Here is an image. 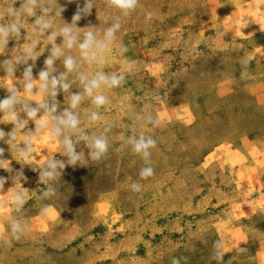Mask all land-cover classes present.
Wrapping results in <instances>:
<instances>
[{
	"label": "rangeland",
	"instance_id": "rangeland-1",
	"mask_svg": "<svg viewBox=\"0 0 264 264\" xmlns=\"http://www.w3.org/2000/svg\"><path fill=\"white\" fill-rule=\"evenodd\" d=\"M85 2L79 0L81 6ZM91 2V15L76 23L78 40L89 27L103 40L117 17L121 28L102 54L106 59L102 66L83 62L78 46L64 49L79 69L67 77L69 90L55 98V115L68 108L73 93L83 92L78 72L89 78L96 71L120 75L125 58L136 62L133 72L125 74L121 86L97 90L108 97L103 108H96L85 95L72 110L81 121L78 129L62 131L56 153L43 162L32 163L30 155L28 162L23 161L15 149L5 152L10 171L0 169V175L14 181V190H21L25 203L19 209L13 203L14 213L3 231L11 243L0 242V264H173L174 259L179 264H264V83L257 82L264 80V53L255 50L261 39L233 41L224 31L223 10L214 0H139L127 17L107 0ZM60 5H66V10L55 16ZM12 6L18 7V0H0L3 12ZM76 6V0H40L37 15H45V7L51 9L53 28L43 36L33 33L35 17L25 15L22 39L10 40L0 60L38 39L37 59L29 60L35 78L50 54L48 33L70 25ZM147 12L152 13L151 20L146 19ZM0 22L7 24L10 19ZM62 41L57 36L56 44ZM123 46L129 50L123 52ZM63 58L56 60L53 75L65 71ZM242 61L247 62L246 68ZM3 76L0 71V79ZM5 95L0 89V98ZM94 111L100 113V121L88 119ZM149 113L163 123L147 124L143 117ZM30 125L34 126L31 121ZM0 127L7 132L12 125L0 122ZM141 133L157 141L150 150L154 175L147 179H141L139 172L148 165L128 143V137ZM81 134L89 139L106 137V157L92 161L88 141L80 139ZM24 135L18 131L14 143L20 144ZM65 136L74 142L81 163L64 169L57 166L54 171L59 175L41 182L48 161L67 162ZM247 143L252 146L244 154L240 148ZM246 157L253 165L248 178L239 180L233 167ZM132 183H139L141 191L132 190ZM49 188L55 194L45 196ZM7 192L4 185L1 203L12 202L13 192ZM245 202L253 203V212L239 219L236 216L245 210L240 204ZM47 205L59 211V222L30 237L29 219ZM12 222L20 223L26 232L18 241L9 233ZM217 240L224 241L222 261L215 259Z\"/></svg>",
	"mask_w": 264,
	"mask_h": 264
},
{
	"label": "clouds",
	"instance_id": "clouds-1",
	"mask_svg": "<svg viewBox=\"0 0 264 264\" xmlns=\"http://www.w3.org/2000/svg\"><path fill=\"white\" fill-rule=\"evenodd\" d=\"M19 6H12L7 9V12L0 10V21H3L6 17L10 19V22L5 24L0 22V56H3L5 50L8 49L9 41H19L22 39V18L26 15L28 17H35L33 21V33L38 31L39 35L43 36L46 30L53 28V18L51 17L52 10L45 7L42 12L48 15L49 18L45 19V15H37V6L40 0H18ZM109 6L118 9L123 16L127 17L132 11H134L139 0H107ZM76 9L71 17V24H65L59 27L57 30H53L48 33L47 40L52 45L50 54L44 59V67L39 70L36 77L33 76V65L29 63V60L35 61L37 59L36 49L40 44L38 39L31 40L30 43L24 44L19 53L9 58L0 60V71L4 73L2 79H0V89L6 92L3 98H0V122H4L12 125L10 131H5L0 127V145H8L5 148L0 146V169L10 171L9 164L4 158L6 151L15 149L19 153V158L23 161L29 159V155L32 150V138L42 133L49 124L51 125L48 131V137L51 140H56L64 130L76 131L81 121L78 115L72 110L77 109L85 95L91 98V103L96 108H103L108 104V97L103 92L97 90L102 87L106 89L117 88L122 85L126 80L125 74L133 72L135 61L129 58L123 60V74L107 75L103 71H96L91 78L84 73L78 72L79 82L83 85V92L73 93L68 98V108H65L63 113L55 115L57 112L58 104L55 102V98L63 91L67 92L71 87L67 77L73 71L79 69V64L72 55H64V49H72L74 46H78L80 57L82 61L92 65H104L106 59L103 57V53L107 52L109 45L114 41L116 32L121 28L119 17L117 22L113 23L104 32V39L98 40L92 28L89 27L83 32V39H77L76 23L83 18L89 17L93 8L91 0H87L80 5L79 0H76ZM66 10V5H60L55 8V16H60ZM152 13H146V19L151 20ZM87 23L91 25L92 21L88 20ZM38 26V28H37ZM262 31L264 29L261 28ZM57 36H62V45L56 44ZM129 49L127 46H123L122 51L127 52ZM63 58L64 72L58 75H53L55 71L54 64L56 60ZM241 66L246 68L247 62L242 61ZM23 65L20 77H17V71L20 70V66ZM21 86L23 94L20 91ZM24 99H21V96ZM50 97L51 100L45 99ZM41 110L43 112L41 113ZM23 113V115H21ZM88 119L92 122L100 121L102 119L99 112H92ZM144 121L152 125L153 127L160 126L163 121L157 116L149 113L143 117ZM34 124V128H29V122ZM25 132L24 138L20 144H15L17 140V132ZM80 139L88 141L87 147L90 149L89 156L92 161H100L104 159L109 150V144L103 135L93 137L89 139L86 134H81ZM63 146L65 153L68 157L67 162L61 160L48 161L46 170H43L40 174V181L47 183L48 180L54 179L59 175V172L54 171L57 166L64 169L68 166H76L81 163V155L77 152L74 142L67 136L64 137ZM128 143L131 145V150L145 160L148 166L142 167L139 176L141 179H147L154 175V169L150 166L151 149L155 148L157 141L151 136L145 137L141 133L138 137H128ZM52 169V170H47ZM35 171L36 169H32ZM23 175V170H21ZM7 177L0 175V190H3ZM141 185L139 183H132V190L141 191ZM55 190L49 188L44 195H54ZM12 201L19 209L25 203L23 195L18 189L13 190ZM3 208V203H0V210ZM48 207L42 209V215L47 216ZM10 236L15 240H20L22 235L26 232L21 227L20 223L12 222L10 225ZM0 242L10 244L9 240L3 234H0ZM216 249L215 259L222 261L225 255L224 241L217 240L214 244ZM243 251L244 248H240ZM173 264H179V261L174 259Z\"/></svg>",
	"mask_w": 264,
	"mask_h": 264
},
{
	"label": "crops",
	"instance_id": "crops-1",
	"mask_svg": "<svg viewBox=\"0 0 264 264\" xmlns=\"http://www.w3.org/2000/svg\"><path fill=\"white\" fill-rule=\"evenodd\" d=\"M220 8L223 10V14L220 17V22L225 24L224 31L227 32L230 37L236 43L238 41H242L244 39H261L259 43L256 44V51L264 53V0H228L226 1L214 0ZM258 83H264V80L257 81ZM29 128H34V126L30 125ZM51 126H48L42 133L38 134L34 138H32V153H30V158L32 163H40L43 162L46 157L52 156L59 145L56 140H51L48 137V131ZM250 145V144H249ZM252 146V145H250ZM250 146H245L244 154L250 150ZM8 163H11V160L5 158ZM29 160H27L28 162ZM253 165V160L249 157L245 158V161L236 162L234 168V173L238 177L239 180L245 177L248 178L247 174L249 173L250 166ZM242 175L241 173H244ZM24 181H22L23 183ZM7 186L8 192H13L15 186L14 181L10 179L5 183ZM21 192V190H19ZM7 192V193H8ZM13 194L9 195L12 196ZM1 203V202H0ZM11 203V205H10ZM253 203L245 202L241 203L240 206L245 210H241L239 214L236 216L241 219L249 215L253 212ZM49 211L47 216L42 215V209L36 215L31 217L28 222V226L26 228V232L30 237H38L57 224L59 222V211L52 205H47ZM241 207V208H242ZM45 208V207H44ZM3 211L0 213V234H3L4 229L7 226V219L9 216H12L14 213V204L13 201H6L3 203ZM4 217V218H3Z\"/></svg>",
	"mask_w": 264,
	"mask_h": 264
}]
</instances>
